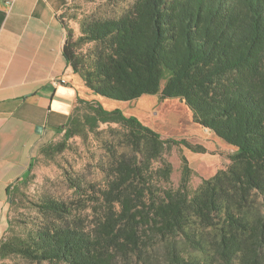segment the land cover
<instances>
[{
	"label": "trees",
	"instance_id": "1",
	"mask_svg": "<svg viewBox=\"0 0 264 264\" xmlns=\"http://www.w3.org/2000/svg\"><path fill=\"white\" fill-rule=\"evenodd\" d=\"M63 23L67 62L93 93L125 102L147 94L179 98L195 123L236 152L193 194L186 157L180 186L159 188L152 181V162L161 158L166 143L178 142L164 140L120 108L86 102L90 111L84 119L75 114L64 141L42 152L60 153L87 126L94 131L100 123L116 122L127 128L128 142L142 160L125 154L116 159L113 177L102 191L104 216L91 230L67 219L71 210L66 202L45 198L37 204L43 221L24 236L5 238L1 258L119 264L131 254L141 257L157 238L181 236L190 247L204 250V231L214 228L211 249L218 264H264V215L251 209L255 196L264 201V0H135L118 17L81 20L79 39L98 44L85 68L74 48L73 30ZM180 143L193 152L207 151L202 145ZM171 171L165 161L156 173L168 181ZM165 254L170 264H204L183 257L172 242Z\"/></svg>",
	"mask_w": 264,
	"mask_h": 264
},
{
	"label": "rangeland",
	"instance_id": "2",
	"mask_svg": "<svg viewBox=\"0 0 264 264\" xmlns=\"http://www.w3.org/2000/svg\"><path fill=\"white\" fill-rule=\"evenodd\" d=\"M135 0H72L64 15L67 28H72L74 48L84 60L83 68L92 63L97 50L96 42L80 40L82 36L80 21L93 18H114L127 11ZM79 75V74H78ZM80 76V75H79ZM82 78V77H81ZM165 80L162 81V86ZM106 109L120 108L125 115L137 117L143 124L160 133L164 140L172 139L178 143H166L160 159L154 160L151 172L155 186L177 189L181 184L183 157H186L192 173L188 182V190L193 194L202 180L210 178L230 161L236 147L227 144L209 129L193 121L191 110L179 98L161 99L159 94L143 95L134 101H118L100 97ZM181 109H180V108ZM90 106L84 104L77 113L83 120ZM184 116V117H183ZM127 128L119 123H100L92 131L87 126L66 142V148L60 153L49 155L44 151L37 156L31 174L12 194L9 202L7 219L8 228L5 238L24 236L33 226L43 221L38 212L37 204L45 198L64 201L68 204L71 214L67 219L78 220L80 226L91 230L99 219L104 216L106 206L102 191L111 180L113 165L122 154L130 159H141L132 143L128 142ZM192 145H202L205 153L193 152L180 141ZM64 141V136L53 140L51 144ZM142 160V159H141ZM168 161L172 165L168 181L157 175ZM161 178V180L159 179ZM80 184L79 188L73 183ZM252 214L264 215V201L255 196L251 203ZM217 230L207 228L204 231L205 249L197 250L181 237L175 239H156L154 244L145 247L141 257L131 254L128 259L120 260L119 264H170L166 258L165 248L174 243L179 253L189 260H197L204 264H218L211 241ZM4 238V239H5ZM1 264H52L49 262H32L19 255H10Z\"/></svg>",
	"mask_w": 264,
	"mask_h": 264
},
{
	"label": "crops",
	"instance_id": "3",
	"mask_svg": "<svg viewBox=\"0 0 264 264\" xmlns=\"http://www.w3.org/2000/svg\"><path fill=\"white\" fill-rule=\"evenodd\" d=\"M71 1L0 0V245L12 194L31 164L86 102L100 101L63 52Z\"/></svg>",
	"mask_w": 264,
	"mask_h": 264
},
{
	"label": "built area",
	"instance_id": "4",
	"mask_svg": "<svg viewBox=\"0 0 264 264\" xmlns=\"http://www.w3.org/2000/svg\"><path fill=\"white\" fill-rule=\"evenodd\" d=\"M14 1H15V0H7V3H8L9 5H11V4H13Z\"/></svg>",
	"mask_w": 264,
	"mask_h": 264
},
{
	"label": "bare ground",
	"instance_id": "5",
	"mask_svg": "<svg viewBox=\"0 0 264 264\" xmlns=\"http://www.w3.org/2000/svg\"><path fill=\"white\" fill-rule=\"evenodd\" d=\"M180 108V107H179ZM181 109V108H180ZM184 117V116H183Z\"/></svg>",
	"mask_w": 264,
	"mask_h": 264
}]
</instances>
